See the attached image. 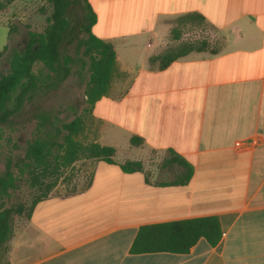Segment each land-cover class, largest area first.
Listing matches in <instances>:
<instances>
[{
    "label": "crops",
    "instance_id": "obj_1",
    "mask_svg": "<svg viewBox=\"0 0 264 264\" xmlns=\"http://www.w3.org/2000/svg\"><path fill=\"white\" fill-rule=\"evenodd\" d=\"M89 1L94 32L117 53L118 75L93 107L96 141L116 149L114 162L88 159L82 186L16 215L0 246L5 264H264V0H99L133 6L115 32L95 31ZM187 14L216 28L222 48L164 65L154 57L168 46L171 20ZM9 31L0 17V51ZM151 150L185 158L191 180L149 172ZM129 160L144 169L123 170ZM204 216L220 221L216 245L201 237L187 253L131 250L144 225Z\"/></svg>",
    "mask_w": 264,
    "mask_h": 264
},
{
    "label": "trees",
    "instance_id": "obj_2",
    "mask_svg": "<svg viewBox=\"0 0 264 264\" xmlns=\"http://www.w3.org/2000/svg\"><path fill=\"white\" fill-rule=\"evenodd\" d=\"M52 5L49 23L43 31L28 33L25 48L11 49L10 41L14 27L10 26L9 42L0 51V58L10 56V68L0 78V162L4 158V168H0V246L6 244L12 234V221L16 215L31 217L36 205L47 198L64 178L68 169L81 159H104L114 162L116 149L98 141L84 143L80 139L83 118L62 120L57 112L40 109L35 111L36 126L33 136L27 141L23 155L13 156L4 150L3 139L6 127L12 126L27 102L35 101L40 94L56 91L75 71L85 78L87 90L84 111L90 112L96 101L106 95L112 79L118 73L117 53L114 45L93 30L98 14L89 0H47ZM73 5H82L80 18L71 16ZM200 15V14H198ZM201 16V15H200ZM203 17V16H202ZM73 46V50L71 49ZM195 49L205 47L167 50L154 57L167 65L173 59ZM141 140L132 137V144ZM175 154V152L172 151ZM173 161L179 163L183 171L171 184H186L194 173L193 166L175 155ZM125 171L143 170L139 160H129L121 164ZM25 180L34 190L32 201L12 202L7 205ZM205 237L216 245L222 237L220 221L215 216L186 218L169 222L144 225L134 239L132 252L172 251L187 253Z\"/></svg>",
    "mask_w": 264,
    "mask_h": 264
},
{
    "label": "rangeland",
    "instance_id": "obj_3",
    "mask_svg": "<svg viewBox=\"0 0 264 264\" xmlns=\"http://www.w3.org/2000/svg\"><path fill=\"white\" fill-rule=\"evenodd\" d=\"M94 4L99 11V23L95 28L96 32H115L125 28L118 23L121 16H133V6L131 3H100L94 0ZM52 12V5L47 0H0V17L8 21L14 27V34L10 41L11 49L21 50L25 48L28 40V33L32 31H43L49 23ZM83 14L82 5H73L71 16L80 18ZM139 14V13H138ZM172 28L168 37V46L164 50L174 51L188 46H203L211 51L222 48L224 37L207 20L198 14H187L178 16L171 20ZM73 50V46H71ZM75 66L73 73L56 90L47 94H40L33 102H27L22 111L13 119L12 126L6 127L5 138L3 139L4 150L13 156L23 155L27 147V141L33 136L36 126L35 111L40 107L47 111L57 112L64 120H72L75 116L81 115L83 118V131L80 139L84 143L96 141L98 138L99 121L93 115V109L85 112L84 108L88 104L85 102L88 74L85 78L77 73ZM10 68V56L7 54L0 58V78H2ZM118 73L115 75L117 77ZM114 77V78H115ZM112 79V81L114 80ZM112 84V83H111ZM142 141L137 140L134 145L141 146ZM174 155H166L158 150H151L147 154L148 171L163 172L166 178L176 179L183 171L178 162L173 161ZM4 158L0 162V168H4ZM91 162L88 159L77 161L73 168L68 169L61 179L56 192L65 193L72 188L82 186L88 179ZM34 196V190L29 187L25 180L20 181V187L16 190L7 205L12 202L25 201L29 204ZM25 217V216H24ZM7 261L6 247H0V264Z\"/></svg>",
    "mask_w": 264,
    "mask_h": 264
}]
</instances>
